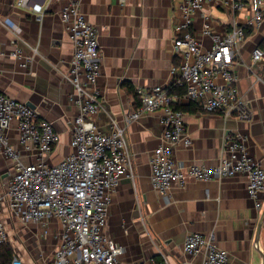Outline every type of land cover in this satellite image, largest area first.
I'll use <instances>...</instances> for the list:
<instances>
[{"label": "crops", "instance_id": "0c3cea01", "mask_svg": "<svg viewBox=\"0 0 264 264\" xmlns=\"http://www.w3.org/2000/svg\"><path fill=\"white\" fill-rule=\"evenodd\" d=\"M17 1L0 0V92L29 103L39 117L51 122L59 139L47 161L57 163L71 152L77 113L68 98L72 88L63 78L73 53L69 30L60 17L65 1L28 0L31 5H42L41 15L18 6ZM79 1L81 12L98 29L101 54L96 87L102 109L93 119L102 132L110 131V117L125 126L132 161L131 175H123L111 192L103 229L106 237L122 247L117 264H151L163 259L169 264H202V252L189 255L182 248L192 233L213 237L214 244L228 253L230 264H264V219L256 242L264 192L262 208L257 209L247 195L244 174L207 181L185 174L184 188L174 183L166 195L158 193L150 183L149 157L162 143L160 113L143 114L128 124L123 119L139 106L136 87L167 86L173 68L181 62L172 52V42L176 26L184 20L183 0ZM225 1H204L190 15L189 31L206 49L211 48L212 39L201 34L204 23L211 34L223 36L233 23L242 24L245 19L244 12H233ZM255 47L264 48V18L239 44L233 67L249 118L206 113L192 102V111L182 110L192 144L175 148L176 164L215 167L223 156L224 136L239 133L245 135L248 155L264 169V56L251 66ZM15 48L24 55L36 48L26 68L10 57ZM8 136L17 144L13 126ZM23 160L34 162L35 157L25 155ZM9 163L0 155V192L12 173ZM0 219L8 237L2 245L23 264H45L61 246L63 228L56 218L23 223L2 205Z\"/></svg>", "mask_w": 264, "mask_h": 264}, {"label": "built area", "instance_id": "2783aa9c", "mask_svg": "<svg viewBox=\"0 0 264 264\" xmlns=\"http://www.w3.org/2000/svg\"><path fill=\"white\" fill-rule=\"evenodd\" d=\"M64 1L60 17L69 30L73 53L63 78L72 88L68 98L77 109L69 142L71 152L57 163H48L47 157L59 139L51 122L39 117L27 104L0 92V155L10 161L12 169L0 192V207L5 205L9 214L19 217L23 223L54 218L61 222V246L45 264H117L122 247L106 237L103 229L111 192L123 175H131V155L125 126L110 117V131L102 132L93 119L102 109L100 91L96 87L101 72L98 29L81 12L79 0ZM204 1L216 0L181 2L184 20L176 26L172 42V52L181 62L173 68L174 75L167 86L136 87L139 106L123 119L128 124L143 114L160 113L162 143L149 157L150 183L158 193L166 195L174 183L184 188L185 174L201 181L244 174L247 195L254 206L261 209L264 169L248 155L245 135L224 136L223 156L215 167L182 166L173 158L178 145L189 147L192 144L185 128V114L176 107L182 101L197 103L206 113L249 118L248 108L235 85L237 75L233 67L246 32L257 27L264 18V0L225 1L233 12H244L245 19L242 24L233 23L223 36L211 34L204 23L201 34L211 37L209 49L189 31L190 15L201 9ZM17 5L37 15L42 13V5H31L28 0H18ZM36 54V48H32L30 55L15 48L10 57L26 68ZM263 56L264 48L255 47L251 66ZM171 87L182 92L171 91ZM12 126L17 144L11 143L8 136ZM30 154L35 161L25 162L23 157ZM7 241L0 219V245ZM182 248L189 255L202 252V264H230L228 253L214 244L213 237L189 234ZM10 264L23 263L13 258ZM151 264L169 263L163 259Z\"/></svg>", "mask_w": 264, "mask_h": 264}, {"label": "trees", "instance_id": "16d2710c", "mask_svg": "<svg viewBox=\"0 0 264 264\" xmlns=\"http://www.w3.org/2000/svg\"><path fill=\"white\" fill-rule=\"evenodd\" d=\"M246 33H248V32H246ZM171 91L181 93L182 89H176V88L171 87ZM192 104H193L192 102H189L187 104L179 103L176 107L180 110H183V111H192L193 110V109H191ZM11 259H12L11 249L9 247L1 244L0 245V264H9Z\"/></svg>", "mask_w": 264, "mask_h": 264}, {"label": "water", "instance_id": "95a60500", "mask_svg": "<svg viewBox=\"0 0 264 264\" xmlns=\"http://www.w3.org/2000/svg\"><path fill=\"white\" fill-rule=\"evenodd\" d=\"M27 105L31 107V105H30L29 103H28ZM263 219H264V210H263V213H262L261 219H260V221H259V223H258V227H257V231H256V242H258L259 233H260V228H261V224H262ZM257 250H258V248H257ZM258 251H259V250H258ZM260 253H262V252H260ZM262 254H263V253H262ZM263 255H264V254H263Z\"/></svg>", "mask_w": 264, "mask_h": 264}, {"label": "rangeland", "instance_id": "374dc122", "mask_svg": "<svg viewBox=\"0 0 264 264\" xmlns=\"http://www.w3.org/2000/svg\"><path fill=\"white\" fill-rule=\"evenodd\" d=\"M10 164V163H9Z\"/></svg>", "mask_w": 264, "mask_h": 264}]
</instances>
